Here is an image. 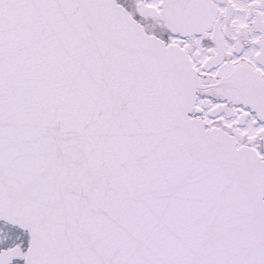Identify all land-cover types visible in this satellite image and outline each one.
Returning a JSON list of instances; mask_svg holds the SVG:
<instances>
[{"label":"snow or ice","instance_id":"snow-or-ice-1","mask_svg":"<svg viewBox=\"0 0 264 264\" xmlns=\"http://www.w3.org/2000/svg\"><path fill=\"white\" fill-rule=\"evenodd\" d=\"M0 264H264V0H0Z\"/></svg>","mask_w":264,"mask_h":264}]
</instances>
